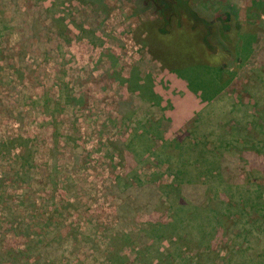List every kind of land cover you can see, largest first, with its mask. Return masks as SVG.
I'll return each mask as SVG.
<instances>
[{
  "label": "rangeland",
  "instance_id": "1",
  "mask_svg": "<svg viewBox=\"0 0 264 264\" xmlns=\"http://www.w3.org/2000/svg\"><path fill=\"white\" fill-rule=\"evenodd\" d=\"M254 1L189 0L208 20L228 3L255 39L246 59L231 60L232 82L193 129L205 103L138 37L153 15H133L128 0H0V264H264L261 166L239 165L240 186L226 194L212 180L220 200L242 192L263 210H230L223 224L213 203L212 223L199 220L203 249L197 219L165 186L159 148L194 130L209 143L237 116L259 125L264 161V17L244 23ZM147 76L162 108L124 83ZM172 216L176 223L159 227Z\"/></svg>",
  "mask_w": 264,
  "mask_h": 264
},
{
  "label": "trees",
  "instance_id": "2",
  "mask_svg": "<svg viewBox=\"0 0 264 264\" xmlns=\"http://www.w3.org/2000/svg\"><path fill=\"white\" fill-rule=\"evenodd\" d=\"M128 1L132 4L133 15L148 12L154 17L152 22L141 23L137 28L138 37L145 33L143 42L148 46V54L162 69L183 80L187 89L197 94L205 103L204 107L195 114L193 129H196L195 126L208 116L212 101L229 87L234 78L231 71L232 61L241 62L246 59L250 44L255 41L254 34L250 29L241 28L235 9L228 3L219 2L217 6L212 5L213 16L208 20L192 8L189 0ZM262 16L264 17V0L254 1L246 10L245 27L250 28L249 26L255 24L254 21H261ZM234 33L233 37L228 35ZM219 62L222 64L218 65ZM132 80V77L124 80L130 92L136 91L142 99L150 100L160 107V100L153 94L148 76L141 79L142 85L134 84ZM234 111L235 107L232 110L220 108L218 114L222 116L227 113L232 114ZM262 113L264 108L259 109L258 114ZM230 126L228 133L220 126L223 136L218 132L209 143L206 142L205 137L198 139L194 130L193 135L162 141L159 146L164 157L163 162L166 164L167 175L170 176V182L165 186L181 193L176 199L179 200L180 210L186 206L188 214L184 213L185 216L189 215L190 220L197 219L194 225L197 231L196 241L197 246L203 249H207L204 242L207 233L205 225L202 226L199 220H204L207 226L212 223L215 216L213 203L220 211L223 224H227L230 210H236L247 216L253 213L261 216L259 213L264 209L258 205H256L257 209L253 205H247L248 203L243 200L247 198L242 192L241 195L236 192V201H232L229 197L220 200L226 192L236 190L240 186L236 184L237 180L241 179L239 174L241 172L237 171L239 165L241 167L244 165L248 173L258 166H261L259 167L261 171L264 170L263 157H259L262 152L260 145L262 141L258 139L259 125L253 120L252 124L244 123L235 116L230 120ZM229 137L233 139L232 145ZM225 153L233 154L234 157H229ZM155 157L159 158L160 154ZM163 162L161 160V164ZM242 175L244 177V174ZM212 180L224 184V188H221L225 194L220 191L219 186L210 188ZM243 180L245 184L248 182L247 178ZM183 189L184 195H182ZM233 195L235 196L232 194V197ZM171 219L172 221H167L159 227H170L173 220L176 223L174 216Z\"/></svg>",
  "mask_w": 264,
  "mask_h": 264
}]
</instances>
